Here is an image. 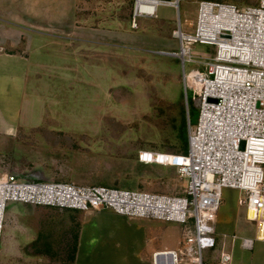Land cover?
<instances>
[{
  "label": "rangeland",
  "instance_id": "obj_1",
  "mask_svg": "<svg viewBox=\"0 0 264 264\" xmlns=\"http://www.w3.org/2000/svg\"><path fill=\"white\" fill-rule=\"evenodd\" d=\"M196 1L180 0L178 13L158 7L156 18L134 26V0H0V30L14 32L10 49L30 63L26 116L14 136L0 140V173L182 197L185 181L176 170L142 165L138 154L184 153L188 124H196L193 94L188 88L185 95L183 83L184 72L196 68L183 69L167 55L178 51L172 37L177 19L185 31L195 23ZM211 1L242 8L256 0ZM194 52L212 54L199 46ZM238 197L222 190L219 235L253 236ZM7 209L0 264H74L85 213L14 204ZM157 226L159 248L176 243L178 225Z\"/></svg>",
  "mask_w": 264,
  "mask_h": 264
},
{
  "label": "built area",
  "instance_id": "obj_2",
  "mask_svg": "<svg viewBox=\"0 0 264 264\" xmlns=\"http://www.w3.org/2000/svg\"><path fill=\"white\" fill-rule=\"evenodd\" d=\"M179 3L134 0L132 25L156 18L161 6L178 13ZM184 28L177 19L172 37L178 51L171 55L183 69L196 68L183 74L185 95L191 88L192 101L199 100L196 124H188L184 153L138 154L142 165L176 170L185 181L184 195L29 182L0 173V248L10 204L82 213L104 210L129 220L178 225L177 247L153 252L150 264H233L235 245L252 251L255 243L264 242V0L242 8L200 1L191 32ZM195 46L212 54H196ZM190 75L199 88L188 84ZM224 189L239 193L237 204L244 221L254 227L252 237L218 234Z\"/></svg>",
  "mask_w": 264,
  "mask_h": 264
},
{
  "label": "crops",
  "instance_id": "obj_3",
  "mask_svg": "<svg viewBox=\"0 0 264 264\" xmlns=\"http://www.w3.org/2000/svg\"><path fill=\"white\" fill-rule=\"evenodd\" d=\"M189 29L192 30L190 25L187 33L191 32ZM15 38L14 32L0 30V140L14 136L26 116L24 104L30 63L26 56L10 49ZM162 224L165 223L129 220L104 210L85 213L77 232L74 264H107L112 261L150 264L153 252L175 249L181 237L179 229L176 243L159 248L155 243L162 229L157 225ZM153 228L161 231L155 232ZM147 232L155 234L146 238ZM231 253L233 264H264V242L255 243L252 251H242L235 245Z\"/></svg>",
  "mask_w": 264,
  "mask_h": 264
},
{
  "label": "bare ground",
  "instance_id": "obj_4",
  "mask_svg": "<svg viewBox=\"0 0 264 264\" xmlns=\"http://www.w3.org/2000/svg\"><path fill=\"white\" fill-rule=\"evenodd\" d=\"M168 56H171V57H174L173 55H169V54H167ZM188 82H189V84L190 85H193L194 83H196L195 84V86L196 87H200V84L197 82V80H194V79H192V77H191V75L188 77Z\"/></svg>",
  "mask_w": 264,
  "mask_h": 264
},
{
  "label": "trees",
  "instance_id": "obj_5",
  "mask_svg": "<svg viewBox=\"0 0 264 264\" xmlns=\"http://www.w3.org/2000/svg\"><path fill=\"white\" fill-rule=\"evenodd\" d=\"M183 132H184V130H183ZM181 138L183 139L184 142L186 141V137L184 136V134L181 135ZM185 143H187V142H185ZM186 147H187V144H186ZM186 147H185L184 152L186 151ZM76 240H77V239H76ZM75 246H76V244H75ZM74 249H75V248H74ZM73 259H74V258H73Z\"/></svg>",
  "mask_w": 264,
  "mask_h": 264
},
{
  "label": "water",
  "instance_id": "obj_6",
  "mask_svg": "<svg viewBox=\"0 0 264 264\" xmlns=\"http://www.w3.org/2000/svg\"><path fill=\"white\" fill-rule=\"evenodd\" d=\"M194 103H195L196 109H197L198 108V104H199V100H196ZM241 148H243V143H241Z\"/></svg>",
  "mask_w": 264,
  "mask_h": 264
}]
</instances>
